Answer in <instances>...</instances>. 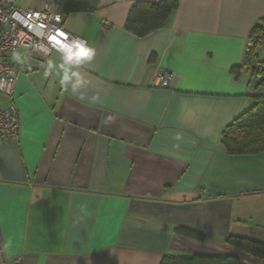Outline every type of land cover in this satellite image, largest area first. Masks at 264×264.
<instances>
[{
  "label": "crops",
  "instance_id": "0c3cea01",
  "mask_svg": "<svg viewBox=\"0 0 264 264\" xmlns=\"http://www.w3.org/2000/svg\"><path fill=\"white\" fill-rule=\"evenodd\" d=\"M137 1L63 15V29L95 50L90 61L9 57L20 72L0 110L17 108L19 138H0V264H264L226 243L264 244V149L230 155L221 144L264 95L243 66L264 0H178L169 25L143 38L125 30ZM60 2L14 6L59 11ZM256 55L264 62V44ZM158 69L172 74L167 88L153 84Z\"/></svg>",
  "mask_w": 264,
  "mask_h": 264
},
{
  "label": "trees",
  "instance_id": "16d2710c",
  "mask_svg": "<svg viewBox=\"0 0 264 264\" xmlns=\"http://www.w3.org/2000/svg\"><path fill=\"white\" fill-rule=\"evenodd\" d=\"M98 0H61L59 12L66 16L70 13H91L96 10ZM178 0H161L151 2L141 0L135 2L129 9L125 30L132 35L143 38L156 31L166 28L177 10ZM264 44V19L253 25L248 36L243 66L258 77V86L264 89V62H259L256 49ZM255 66L262 67L254 69ZM236 75L239 67L231 70ZM221 144L230 155L254 154L264 149V95L257 97L251 109L240 115L227 126L221 134ZM185 235L199 238L202 236L192 231L179 229ZM229 245L241 249L246 254L264 259V244L248 239L230 236L226 239ZM160 264H242L235 256H193L171 257L165 256Z\"/></svg>",
  "mask_w": 264,
  "mask_h": 264
},
{
  "label": "built area",
  "instance_id": "2783aa9c",
  "mask_svg": "<svg viewBox=\"0 0 264 264\" xmlns=\"http://www.w3.org/2000/svg\"><path fill=\"white\" fill-rule=\"evenodd\" d=\"M15 0H0V95L11 98L20 67L9 59L19 49H25L39 59L46 61L52 53L60 55L59 46L68 41L86 40L71 36L62 27L63 15L52 8L43 10H20L15 8ZM63 56V55H62ZM254 69L263 70V66ZM172 74L157 70L153 84L167 88ZM0 138L16 141L19 138V115L13 104L0 110Z\"/></svg>",
  "mask_w": 264,
  "mask_h": 264
},
{
  "label": "clouds",
  "instance_id": "9594fccd",
  "mask_svg": "<svg viewBox=\"0 0 264 264\" xmlns=\"http://www.w3.org/2000/svg\"><path fill=\"white\" fill-rule=\"evenodd\" d=\"M63 48L59 46V51L64 57L66 63L80 64L85 61H90L95 55V50L88 47L86 43L81 41H68L62 43ZM71 77L65 73L63 76L64 81L70 80Z\"/></svg>",
  "mask_w": 264,
  "mask_h": 264
}]
</instances>
